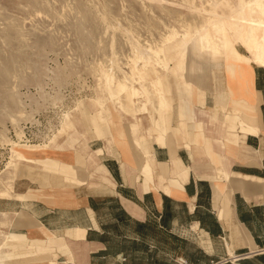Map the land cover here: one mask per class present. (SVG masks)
Listing matches in <instances>:
<instances>
[{"label": "crops", "instance_id": "crops-1", "mask_svg": "<svg viewBox=\"0 0 264 264\" xmlns=\"http://www.w3.org/2000/svg\"><path fill=\"white\" fill-rule=\"evenodd\" d=\"M253 27L243 31L249 50V35L258 34ZM217 33L208 27L190 44L176 36L159 53L165 68L168 48L198 59L191 73L203 71L201 61L209 64L213 80L203 89L204 103L198 88L191 97L179 94L173 77L166 103L157 76L145 96L158 82L160 100H153L161 111L169 105L166 113L137 105V97L127 105L138 121L130 113L112 116L110 134L87 109L79 114V133L31 131L35 139L14 162L24 163L12 190L0 185V214L8 216L4 230L32 238L33 249L56 237L57 251L37 253L38 264H221L214 257L219 243L227 258L264 262V67L247 64L245 55L226 62L221 54L232 45L222 29ZM223 40L225 49L216 46Z\"/></svg>", "mask_w": 264, "mask_h": 264}, {"label": "rangeland", "instance_id": "rangeland-1", "mask_svg": "<svg viewBox=\"0 0 264 264\" xmlns=\"http://www.w3.org/2000/svg\"><path fill=\"white\" fill-rule=\"evenodd\" d=\"M242 1L0 0V185L3 191L12 190L18 167L24 163L19 162V166L7 169L12 150L18 151L29 146L31 138L35 139L33 133H47L50 130L54 134L57 131L56 138L74 128L79 133L78 117L87 109L91 114L89 120L95 118L110 134L112 116L119 120V113H132L133 106H129L130 110L123 106L127 103L123 97L122 102L114 99L105 86L107 84L101 71L106 75L114 73L121 79L126 78L139 89L137 105L150 106L154 114L161 110L153 99L145 96V91H140V78L141 83L149 89L148 82L151 79L162 77L168 104L169 77H173L179 94L190 96L195 92L193 88H198L199 101L204 103L203 89L205 85L212 84L210 79L213 80L209 64L204 65L201 61L203 71L191 73L190 64L193 61L198 63V59L184 51L169 52L166 46L168 49L162 53L168 63V68H165L157 58L160 52L150 48V44L160 45L170 28L174 27L178 32L177 39L190 44L193 30L202 21L208 24L210 19H217L223 34L234 48L221 54L225 61L235 62L240 60L238 55H245L243 60L247 64L258 66L254 60L255 54L247 49L243 31L248 25H255V22L264 24V16L258 10L249 8L236 14ZM182 24L187 26V30H181ZM193 24L195 26H191ZM255 41L264 47L260 31ZM133 43L137 46L138 54L134 51L136 48H132ZM240 47L247 55L243 54ZM146 55L151 59L143 60L144 57L150 58ZM126 58L129 62H126ZM97 61L105 66L97 67ZM167 71H170L169 76ZM192 79L195 80L194 85ZM168 106L161 112H168ZM220 108L222 113L226 111L225 105ZM135 110L142 112L144 106L142 109L136 107ZM228 117L237 120L236 116ZM11 118L17 121V127ZM134 118L138 121L136 116ZM35 120L39 122L35 123ZM133 128L136 130L138 126ZM98 129L101 131L100 127ZM97 134L103 136L99 132ZM92 170V167L87 169V174ZM94 182L97 183L96 180ZM7 217L0 214V221L4 222L0 226V239L6 234L8 239L14 241V246L6 244L2 248L0 264H38L37 253L54 254L57 249L55 246L60 245L52 235L48 237L44 250L33 249L32 238L4 230L8 224ZM180 236L190 238L185 234ZM214 252V257L220 261L230 264L237 262V256H224L223 243L216 244Z\"/></svg>", "mask_w": 264, "mask_h": 264}, {"label": "bare ground", "instance_id": "bare-ground-1", "mask_svg": "<svg viewBox=\"0 0 264 264\" xmlns=\"http://www.w3.org/2000/svg\"><path fill=\"white\" fill-rule=\"evenodd\" d=\"M242 1V0H241ZM242 5V4H241ZM243 5L245 6V7H247V9L249 8V9H251L252 11H256V10H258L263 16H264V0H250V1H246L245 2V4H244V2H243ZM256 6H258V8L256 7ZM245 7L244 8H239V9H237V14H239V12H241V11H243L244 9H245ZM193 23H194V21H193ZM196 23V22H195ZM220 23H221V21H220ZM200 24V23H199ZM197 25V24H196ZM181 26V25H180ZM191 26H195V24H193V25H191ZM254 27H253V29L256 31V27L258 28V29H260V30H258V31H260V32H262V36H263V38H264V24H262L261 22H255V25H253ZM208 27H212L213 29H214V32H218L220 29H221V27H220V24H219V21H217V19H215V20H209V22H208V24L206 23V22H203L202 21V24H200V26H198V27H196L194 30H193V35H200V32L201 31H203V30H205L206 28H208ZM174 28V27H173ZM173 28H170V30L164 35V37H163V39H162V41H161V44L160 45H154V46H152L153 44H150V48H152V49H157L158 51L157 52H160L161 51V49H162V47L165 45V44H167L169 41H171V40H173V38H175L176 36H178V32L175 30V29H173ZM183 29H186L187 30V26L186 25H183L182 24V28H181V30H183ZM180 30V29H179ZM178 30V31H179ZM184 32V31H183ZM188 32V31H187ZM180 34H181V31H180ZM185 34V33H184ZM218 34V33H217ZM182 35V34H181ZM249 48H250V50H252L253 52H254V54H255V56H254V60H255V62H256V64L257 65H260V66H263L264 67V47L262 46V45H260V44H258L256 41H255V39H254V37L253 36H251V35H249ZM133 44H134V46H133ZM131 46H133L132 48H136V50H134V51H136L135 53H137L138 54V49H137V46L135 47V43H133ZM157 44H159V43H157ZM137 45V44H136ZM139 45V44H138ZM221 45H223V47L222 48H224L225 49V47H226V42L223 40L222 42H220V41H216V46H221ZM148 48H149V46H148ZM231 49L233 50L234 48L233 47H231ZM133 51V52H134ZM149 51V50H148ZM147 51V52H148ZM151 51H149V53H150ZM134 53V54H135ZM137 54H136V56H137ZM139 54H141V53H139ZM151 54H155L154 53V51H153V53L151 52ZM113 56V55H112ZM146 56H148V58L150 57L149 55H146ZM156 56V55H155ZM159 57V59H160V56L158 55L157 56V58ZM113 58V57H112ZM133 58V57H132ZM138 57H136V59H137ZM141 58V57H140ZM143 58V57H142ZM115 59V58H114ZM127 59V58H126ZM144 59H146L147 60V58L146 57H144ZM149 59H151V57L149 58ZM158 60V59H157ZM156 60V61H157ZM98 62V61H97ZM96 62V63H97ZM120 62V61H119ZM126 62H128V59L126 60ZM112 64H113V62H112ZM116 64V63H115ZM114 64V65H115ZM120 64H124V63H120ZM126 65H127V63H125ZM96 66L97 67H103V66H105L102 62H98L97 64H96ZM116 66V65H115ZM111 67V66H110ZM117 67V66H116ZM105 71V70H104ZM119 71V70H118ZM100 73V72H99ZM98 73V74H99ZM101 73L103 74V77L105 78V82H106V84L107 85H105L106 86V88H109V90H110V92H111V94L114 96V97H116L115 95H119V96H121V97H123V100L125 101V102H127V103H125V104H123V106H125L126 108H128L129 109V106L127 105L129 102L130 103H134V99L135 98H137V96H140V94H139V89H134V87H133V85L132 84H130L129 82H128V80L126 79V78H123V79H121L120 77H118V76H116V75H114V73L112 74V73H110V74H104L102 71H101ZM105 73H106V71H105ZM108 86V87H107ZM139 88H140V91H142V92H149L147 89H146V86H144V84H140L139 85ZM144 92V93H145ZM160 93H161V91H160V88H159V84H158V82H156V83H153V85H152V93H149V98H151V99H158V100H160ZM18 97V96H17ZM121 97H120V100H117V102H122V100H121ZM122 104V103H121ZM78 105H79V103H78ZM132 113V115L134 114V110L133 111H131ZM136 113V112H135ZM230 113H232V114H236V115H239V112H237L236 110H230ZM24 114V113H23ZM22 114H20V116H21ZM24 116V115H23ZM11 117V116H10ZM10 117H9V119H10ZM11 121H12V123H14L15 125H16V123H17V121L14 119V118H11ZM14 126V125H13ZM16 127H17V125H16ZM21 159V153L20 152H18V151H16V150H12V154H11V161L8 163V165H7V169L9 168V167H13L14 166V162L15 161H18V160H20ZM220 189L223 191V187L221 186L220 187ZM1 196H7L6 195V193H3V195H1ZM2 225H4V222L3 221H0V226H2ZM6 244H10L11 245V247H13L14 246V241L13 240H10V239H8V237L6 236V234H3L2 235V239H0V251L2 250V248L6 245ZM12 249H14V248H12ZM236 257V256H235ZM1 258V257H0Z\"/></svg>", "mask_w": 264, "mask_h": 264}, {"label": "trees", "instance_id": "trees-1", "mask_svg": "<svg viewBox=\"0 0 264 264\" xmlns=\"http://www.w3.org/2000/svg\"><path fill=\"white\" fill-rule=\"evenodd\" d=\"M243 262H245L244 264H248V263H246V262H247L246 259H241V260L235 262L234 264H242ZM226 264H230V263H226ZM249 264H250V263H249Z\"/></svg>", "mask_w": 264, "mask_h": 264}, {"label": "built area", "instance_id": "built-area-1", "mask_svg": "<svg viewBox=\"0 0 264 264\" xmlns=\"http://www.w3.org/2000/svg\"><path fill=\"white\" fill-rule=\"evenodd\" d=\"M242 258L241 257H238V259H236V261H239V260H241ZM227 262H224V264H226ZM221 264H223V263H221Z\"/></svg>", "mask_w": 264, "mask_h": 264}]
</instances>
